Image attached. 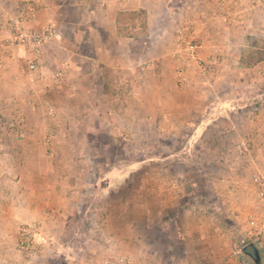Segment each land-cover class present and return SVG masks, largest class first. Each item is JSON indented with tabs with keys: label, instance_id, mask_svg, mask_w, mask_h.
I'll return each instance as SVG.
<instances>
[{
	"label": "rangeland",
	"instance_id": "obj_1",
	"mask_svg": "<svg viewBox=\"0 0 264 264\" xmlns=\"http://www.w3.org/2000/svg\"><path fill=\"white\" fill-rule=\"evenodd\" d=\"M148 1L145 9L117 11V32L119 36L157 34L160 45L152 50L158 52L164 44L171 51L174 77L165 76L164 83L169 91L162 95L167 116L157 117L154 123L138 122L125 130L118 129L119 133L114 135L104 130L88 131L91 140L83 144L89 153L80 158L84 159L82 164L89 168L88 172L75 171L78 158L68 157L73 163L66 174L44 172L40 176L38 173L29 175L32 184H53L62 175L67 176L71 186L77 182L78 188L86 186L85 208L69 215L65 223L52 225L34 221L50 240L48 247L35 250V264H93L101 258L118 254L128 255L137 264L124 242L132 223L124 220V216L135 214L140 217L143 212L150 218L147 227L150 225L153 232L162 230L169 240L167 242L157 234L151 239V251H161L167 244L173 249L171 260L164 255L162 264H202L203 261L208 264H254L242 252V247L246 243L245 216L250 208L253 175L260 173L264 176V140L254 141L249 132L252 127L247 124L240 128L248 132L242 139L234 136L222 142H208L202 138L204 123L199 129L197 124L210 108L217 120L231 116L235 105L248 102L263 112L264 62L259 60L264 58V6L258 5L263 10L261 14L249 17L251 23L258 24V29L246 33L240 40L239 33L223 30L228 20L223 21V13L217 10L219 7L215 2L225 0H207V3L204 0ZM226 1L231 9L241 4V0ZM242 1L249 5L255 2ZM27 4L34 8V12L26 18L24 26L31 30L47 26L33 25L31 20L36 8L32 0H0V59L2 55L7 56L6 61L0 60V143H5L8 137L21 139L20 134L26 131L36 133L42 139L46 132L44 116H47L49 103L41 97L35 103L27 91L30 85L40 89L42 81L46 77L50 79L51 73V77L54 75L56 66H48L42 74L39 62L37 70H29V53L11 43L12 31L8 25L10 18L25 14ZM97 22L92 23L96 26ZM178 29L195 37L201 56L212 60L208 70L175 60L173 50ZM205 29L215 42L214 49L207 53L202 44ZM62 31L66 34L72 30L63 27ZM98 31L102 36L107 35L104 29ZM93 32L91 30V34ZM88 38L91 40L92 36ZM91 46L88 41L80 45V49L91 53ZM231 53L240 59L234 63L223 61ZM177 67L183 68L187 80L181 89L177 84ZM221 68L227 69L226 72ZM54 80L58 83L59 79ZM145 95L148 99L158 96L152 92ZM52 99L57 100L53 96ZM176 103L179 107H175L178 106ZM34 105L37 107L33 108ZM147 111L152 113L153 109L149 107ZM227 121L221 120V124ZM196 129L198 134L191 138ZM214 133L218 134V129L212 135ZM45 141L40 142L47 144ZM8 142L10 145L9 139ZM239 143L246 146L244 154L237 151ZM223 154L225 158H217ZM35 159L36 165L44 161V158ZM224 161L226 164L223 165ZM5 164L10 167L0 175V182L12 184L20 174L13 169L11 158H0V165ZM178 212H191V220H173V215ZM111 213L121 216V220ZM163 214L165 219L157 220ZM185 228H190L191 232L185 233ZM15 246L17 248V239ZM181 246H189L191 253H182ZM158 255L149 252L144 256L155 262Z\"/></svg>",
	"mask_w": 264,
	"mask_h": 264
},
{
	"label": "crops",
	"instance_id": "obj_2",
	"mask_svg": "<svg viewBox=\"0 0 264 264\" xmlns=\"http://www.w3.org/2000/svg\"><path fill=\"white\" fill-rule=\"evenodd\" d=\"M32 2L36 8L31 20L33 25H50L54 30L52 38L42 45L39 56L40 71L43 74L44 69L53 64L56 71L59 69L62 71L58 83L54 80V75L51 77V73L50 79L46 77L42 81L40 89L39 86L30 85L27 91L35 103L40 97L49 103L47 116H44L46 132L42 138L48 143H41L42 139L38 134L28 131L20 134L21 139L17 136L8 137L5 143H0V158H11L13 169L20 174L19 179L12 184L3 180L0 182V264H35V251L23 252L17 250L15 246L20 224L34 221L52 225L65 223L69 215L85 208L86 186L78 188V182L71 186L67 182V176L62 175L59 176L60 180L53 184L44 186L32 184L29 175L38 173L40 176L44 172L66 174L69 172V165L73 163L69 162L68 157L78 158L75 160V171L81 169L88 172L89 168L82 164L84 159H80L89 153L83 144L91 140L88 131L93 130L95 133L96 130L97 132L104 130L114 135L119 133L118 129L125 130L135 123H154L157 117H166L162 95L165 96L169 90L164 78L166 75L174 77L175 64L171 51L164 44L160 51L152 50L156 45H160L157 34L145 37L118 35L115 19L117 11L145 9L149 5L148 0H32ZM215 4L219 7L217 10L223 13L221 16L223 21L228 20L223 30L239 33L240 40L246 33L251 34L258 29V24L249 20L251 14H261L262 9L255 2L249 5L241 0V4L234 9L228 6L226 0ZM38 16L42 19L40 20ZM262 19L264 20V16ZM95 20L98 21L96 26L92 23ZM63 27L72 31L65 34L62 31ZM99 28L104 29L107 35L102 36ZM91 30L94 31L92 34ZM86 35L92 36V39L88 40ZM211 36L208 29L207 31L205 29L202 44L205 45L206 53L214 49L215 42ZM88 41H91V53L80 49V45ZM228 56L223 61L234 63L240 59V56L237 57L234 53ZM0 60L6 61L7 56L2 55ZM259 62H264V58ZM221 69L222 72L227 70ZM147 92L158 96L148 99L145 95ZM52 96L57 100L53 101ZM176 105L178 106L175 107H179L178 103ZM220 105L222 107V104ZM261 106L263 112L260 107L249 102L235 105V112L226 118L228 121L224 123L225 127L221 120L224 122L226 119L214 118L210 108L204 119L197 124L199 129L204 123L203 140L222 142L227 137L229 139L234 136L236 139H242L248 132L240 128L247 124L252 127L249 132L254 141L264 140V102ZM149 107L153 109L152 113L147 111ZM198 129L193 132L191 138L196 137ZM215 129H218V134L212 135ZM218 156L217 158H225L224 154ZM35 158H44V161L41 165H36ZM7 164L0 165V175L8 171L10 166ZM222 164H226L225 161ZM111 214L121 220V216ZM163 216L164 214L157 220L165 219ZM173 216L175 221L191 220V212H178ZM124 218L132 222L124 242L137 264H162L165 257L171 260L173 249L169 244L161 251H151V239H155L157 234L167 242L169 240L162 230L156 229L153 232L149 228L150 225L147 227V221L150 220L147 213L143 212L140 217L131 214ZM183 230L185 233L191 232L190 228ZM180 249L187 255L191 253L189 246ZM147 252L152 255L159 253L155 262L151 257L144 256L148 254ZM202 264L208 263L203 261Z\"/></svg>",
	"mask_w": 264,
	"mask_h": 264
},
{
	"label": "built area",
	"instance_id": "obj_3",
	"mask_svg": "<svg viewBox=\"0 0 264 264\" xmlns=\"http://www.w3.org/2000/svg\"><path fill=\"white\" fill-rule=\"evenodd\" d=\"M256 5L264 6V0H255ZM26 11L18 16L10 18L8 25L11 28V43L27 50L29 57L27 59V68L35 71L39 65V56L41 54L42 45L48 42L54 30L50 25H47L40 30H31L24 26L26 18L31 16L34 8L31 5L25 7ZM178 29L176 37V47L173 50V56L177 61L195 65L198 69L208 70L212 64V60H205L199 50V44L195 37L181 33ZM62 69L54 73V78L59 79ZM186 76L183 68L180 67L177 73V84L181 89L186 84ZM244 143L237 145L239 154H244L246 151ZM245 237L246 243H252L256 246L260 259L264 262V176L260 173L253 175V190L250 198V208L245 216ZM244 244V245H245ZM49 238L42 232L39 223H23L19 226L17 248L23 252L35 251L41 247L49 246ZM243 248V247H242ZM261 263V262H260ZM93 264H134L126 254H118L101 258Z\"/></svg>",
	"mask_w": 264,
	"mask_h": 264
},
{
	"label": "water",
	"instance_id": "obj_4",
	"mask_svg": "<svg viewBox=\"0 0 264 264\" xmlns=\"http://www.w3.org/2000/svg\"><path fill=\"white\" fill-rule=\"evenodd\" d=\"M242 252L249 256L255 264H260V255L255 245L252 243L245 244L242 248Z\"/></svg>",
	"mask_w": 264,
	"mask_h": 264
},
{
	"label": "trees",
	"instance_id": "obj_5",
	"mask_svg": "<svg viewBox=\"0 0 264 264\" xmlns=\"http://www.w3.org/2000/svg\"><path fill=\"white\" fill-rule=\"evenodd\" d=\"M255 264V263H254ZM260 264H262V261H261V263Z\"/></svg>",
	"mask_w": 264,
	"mask_h": 264
}]
</instances>
